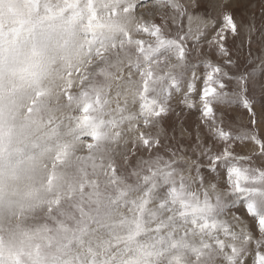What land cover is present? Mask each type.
<instances>
[{
  "label": "snow or ice",
  "instance_id": "6c2138e0",
  "mask_svg": "<svg viewBox=\"0 0 264 264\" xmlns=\"http://www.w3.org/2000/svg\"><path fill=\"white\" fill-rule=\"evenodd\" d=\"M18 3L21 11L17 19L5 22L0 16V210L4 211L13 210L18 204L13 198L16 193L8 191L9 182H20L42 161L46 145L34 137V132L40 126L44 81L57 60L70 58L76 47V25L83 23L85 15L78 6L71 7L74 0H62L63 6L55 0ZM149 3L150 0H127L123 11L134 18L137 8H147ZM238 3L239 0H189L188 4L151 0L152 7L166 5L175 13L172 22L182 27L172 38L165 36L162 25L144 20L141 15L136 30L150 37V41H136L139 54L146 62L157 57L161 58L157 62L167 57L175 62L159 75L150 67L147 72L140 70L138 111L128 118L139 119L144 129L155 130L140 131L137 136L140 148L150 157L143 161L148 165L145 182L149 187L139 202H133L139 218L131 223L124 240L127 255L113 257L105 264H183L181 253H191L195 264H264V169H251L250 176V170L237 163L250 157L234 154L232 143L250 141L264 156V138L255 131L233 135L222 126V112L218 122L215 108L239 106L248 114L254 129L264 121V26L257 28L251 21L246 24L238 20L234 11ZM261 8L264 13V4ZM87 15L90 18L84 35L91 40L98 17L91 11ZM209 31L213 34L206 39ZM202 40H206L209 53L218 57L220 63L210 57L191 62L192 51L209 56L197 48ZM237 40L241 47L248 46L250 58L254 44L259 45L261 54L250 67L233 72L235 61L229 42L235 45ZM201 67L203 73L198 71ZM233 82L230 92L227 89ZM157 83L162 85L158 91L154 87ZM175 95L182 97L179 103L188 110L198 108L208 142L199 126L192 140V133L183 122L173 129L179 131V138L167 135L161 125L172 111L170 101ZM193 97H198V105ZM83 111L87 112L88 107ZM88 119L87 115L83 117L85 122ZM84 136L88 149L97 146L96 130L82 129L81 137ZM185 137L192 142L184 144ZM115 171L113 166L112 172ZM221 174L225 177L224 189L216 182ZM155 177L160 178L161 185L154 182ZM160 187L164 191L158 198V210L163 213L175 208L176 213L153 229H168L167 239L161 237L159 242L162 247L145 246L138 243L143 234L142 217ZM178 230L180 235H176ZM189 236L198 242L193 243ZM0 264H20L18 254L10 252L5 257L2 242ZM34 264L47 262L37 259Z\"/></svg>",
  "mask_w": 264,
  "mask_h": 264
},
{
  "label": "rangeland",
  "instance_id": "374dc122",
  "mask_svg": "<svg viewBox=\"0 0 264 264\" xmlns=\"http://www.w3.org/2000/svg\"><path fill=\"white\" fill-rule=\"evenodd\" d=\"M55 2L63 6L62 0ZM126 2L74 0L71 5L73 8L78 6L85 15L83 23L76 25L77 35L73 38L76 47L70 58L57 60L44 81L42 90L45 96L38 114L40 126L34 137L46 145V150L35 171L18 183L9 182L8 191L16 193L13 198L18 201L17 206L11 211L0 210V242L4 255L7 257L10 252L18 254L20 264H34L37 259L47 264H91L93 261L105 264L113 257L127 255L124 240L131 223L139 218L133 202H139L149 187L145 182V176L149 175L148 165L143 161L150 157L140 148L137 136L140 131H155L144 129L141 120L128 117L138 111L136 92L142 79L140 70L147 72L150 67L159 75L175 62L170 57L162 62H157L161 60L159 57L146 62L138 52L136 41L149 42L150 37L140 34L136 25L143 14L144 20L162 25L165 36L169 38L175 37L182 26L173 24L175 13L166 5L152 7L150 0L147 8H137L133 18L123 11ZM178 2L188 4L189 0ZM262 4L264 0H239L234 10L236 18L246 24L251 21L257 28L264 26ZM19 8L21 10L18 0H0V16L5 22L17 19ZM89 11L98 17L91 40L84 35ZM162 17L166 19V25ZM212 34L209 31L206 39H211ZM229 46L235 61L233 72L250 67L252 60L261 54L258 44L252 46L251 58L250 49L247 45L241 47L239 40L235 45L230 41ZM188 47L192 49L191 41ZM197 48L209 56L202 57L192 51L191 62L209 57L214 62H221L209 53L206 40H202ZM136 64H139L138 68L134 67ZM198 71L203 73L204 69L201 67ZM50 85L52 90L48 88ZM154 87L158 91L162 85L157 83ZM233 87L234 82L227 90L231 92ZM181 98L175 95L170 101L172 111L161 126L169 137L175 135L179 138V131L174 132L173 129L183 122L192 133V140L199 126L208 142L207 129L201 124L198 108L188 110L179 103ZM193 99L198 105V97ZM86 106L88 111L84 112ZM215 108L218 122L222 112V126L233 135L255 131L264 138V121L254 129L248 114L239 106L216 105ZM85 115L89 117L86 122L83 120ZM85 128L99 134L97 146L93 149L85 146L87 137H81V130ZM192 140L185 137L183 143L189 144ZM232 143L234 154L250 157L237 162L240 167L250 170V176L251 169H264V156L259 155L256 145L247 140ZM113 166L115 173L112 172ZM185 178L187 181V174ZM153 180L157 185L162 183L159 177ZM224 181L221 174L216 181L220 189L226 187ZM163 191L160 187L154 193L144 211L139 244L162 247L159 243L161 237L167 239L168 229L153 231L161 220L176 213L175 208L163 213L158 210V198ZM180 234L178 230L176 235ZM188 239L198 242L195 237L189 236ZM181 255L183 264H195L191 253Z\"/></svg>",
  "mask_w": 264,
  "mask_h": 264
},
{
  "label": "bare ground",
  "instance_id": "6f19581e",
  "mask_svg": "<svg viewBox=\"0 0 264 264\" xmlns=\"http://www.w3.org/2000/svg\"><path fill=\"white\" fill-rule=\"evenodd\" d=\"M19 10H20V8H19ZM21 11V10H20ZM52 79V78H51ZM54 81H56V79L54 80ZM50 83H52V82H50ZM55 83V82H54ZM53 85V84H52ZM48 88H51V85H50V87H48ZM54 88H55V86H54ZM51 90H52V88H51ZM54 90V89H53ZM133 93V92H132ZM67 144V143H66Z\"/></svg>",
  "mask_w": 264,
  "mask_h": 264
}]
</instances>
